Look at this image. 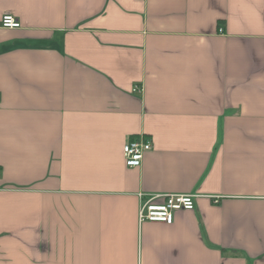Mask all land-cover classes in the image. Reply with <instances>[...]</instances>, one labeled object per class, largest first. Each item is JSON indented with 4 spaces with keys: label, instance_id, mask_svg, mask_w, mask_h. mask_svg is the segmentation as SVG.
<instances>
[{
    "label": "crops",
    "instance_id": "obj_1",
    "mask_svg": "<svg viewBox=\"0 0 264 264\" xmlns=\"http://www.w3.org/2000/svg\"><path fill=\"white\" fill-rule=\"evenodd\" d=\"M4 14L21 26H0V264H264V0ZM166 193L195 208L139 222V194Z\"/></svg>",
    "mask_w": 264,
    "mask_h": 264
},
{
    "label": "built area",
    "instance_id": "obj_2",
    "mask_svg": "<svg viewBox=\"0 0 264 264\" xmlns=\"http://www.w3.org/2000/svg\"><path fill=\"white\" fill-rule=\"evenodd\" d=\"M0 26L3 28H19L21 26L18 19L12 14H4L0 19ZM140 86L134 85L132 91H139ZM152 148V140L149 136L139 135L129 139L122 147L124 164L128 168L139 167L142 163L144 153ZM140 196L138 209L139 222H162L170 224L176 211L193 210L197 195L193 193H166L143 198ZM161 197V201H155Z\"/></svg>",
    "mask_w": 264,
    "mask_h": 264
}]
</instances>
